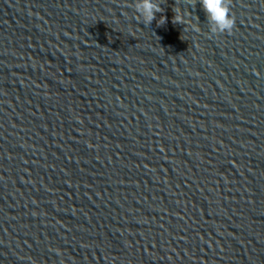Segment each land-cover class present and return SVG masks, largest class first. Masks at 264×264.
Wrapping results in <instances>:
<instances>
[{
	"label": "water",
	"instance_id": "1",
	"mask_svg": "<svg viewBox=\"0 0 264 264\" xmlns=\"http://www.w3.org/2000/svg\"><path fill=\"white\" fill-rule=\"evenodd\" d=\"M138 2L0 0V264H264V0Z\"/></svg>",
	"mask_w": 264,
	"mask_h": 264
},
{
	"label": "clouds",
	"instance_id": "2",
	"mask_svg": "<svg viewBox=\"0 0 264 264\" xmlns=\"http://www.w3.org/2000/svg\"><path fill=\"white\" fill-rule=\"evenodd\" d=\"M204 12L206 13L207 22L210 28V34H231L235 27V16L231 12V0H199ZM137 20H142L145 25H150L156 19L157 13H162L163 9L156 0H139L136 4ZM174 24L190 25L195 31L199 32V24L193 25L190 19H186L190 13H185L180 7L173 8ZM197 20L199 18L197 17ZM167 22L165 16H161L157 21L158 25Z\"/></svg>",
	"mask_w": 264,
	"mask_h": 264
}]
</instances>
